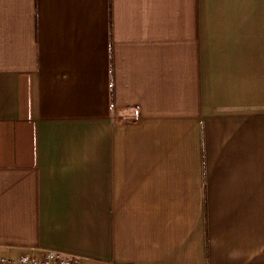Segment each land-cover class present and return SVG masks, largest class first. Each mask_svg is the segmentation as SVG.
<instances>
[{
    "label": "crops",
    "instance_id": "crops-1",
    "mask_svg": "<svg viewBox=\"0 0 264 264\" xmlns=\"http://www.w3.org/2000/svg\"><path fill=\"white\" fill-rule=\"evenodd\" d=\"M264 264V0H0V255Z\"/></svg>",
    "mask_w": 264,
    "mask_h": 264
},
{
    "label": "built area",
    "instance_id": "built-area-1",
    "mask_svg": "<svg viewBox=\"0 0 264 264\" xmlns=\"http://www.w3.org/2000/svg\"><path fill=\"white\" fill-rule=\"evenodd\" d=\"M0 264H79V259L59 251L44 250L37 255L22 254L17 258L0 255Z\"/></svg>",
    "mask_w": 264,
    "mask_h": 264
}]
</instances>
